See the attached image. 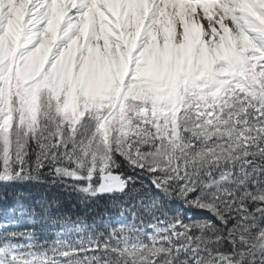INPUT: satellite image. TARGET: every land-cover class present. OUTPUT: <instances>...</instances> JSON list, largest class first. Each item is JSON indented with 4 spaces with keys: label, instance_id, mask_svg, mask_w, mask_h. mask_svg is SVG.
<instances>
[{
    "label": "snow or ice",
    "instance_id": "1",
    "mask_svg": "<svg viewBox=\"0 0 264 264\" xmlns=\"http://www.w3.org/2000/svg\"><path fill=\"white\" fill-rule=\"evenodd\" d=\"M0 264H264V0H0Z\"/></svg>",
    "mask_w": 264,
    "mask_h": 264
}]
</instances>
